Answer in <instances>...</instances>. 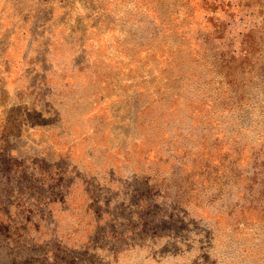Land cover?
<instances>
[{
  "label": "rangeland",
  "instance_id": "374dc122",
  "mask_svg": "<svg viewBox=\"0 0 264 264\" xmlns=\"http://www.w3.org/2000/svg\"><path fill=\"white\" fill-rule=\"evenodd\" d=\"M0 264H264V0H0Z\"/></svg>",
  "mask_w": 264,
  "mask_h": 264
}]
</instances>
